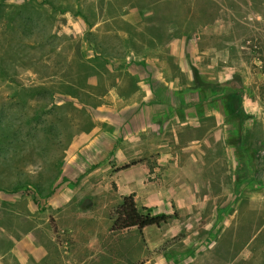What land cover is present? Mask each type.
Instances as JSON below:
<instances>
[{"label": "rangeland", "instance_id": "rangeland-1", "mask_svg": "<svg viewBox=\"0 0 264 264\" xmlns=\"http://www.w3.org/2000/svg\"><path fill=\"white\" fill-rule=\"evenodd\" d=\"M113 1L0 0V220L38 264H264V0ZM131 194L169 221L113 231Z\"/></svg>", "mask_w": 264, "mask_h": 264}, {"label": "crops", "instance_id": "crops-1", "mask_svg": "<svg viewBox=\"0 0 264 264\" xmlns=\"http://www.w3.org/2000/svg\"><path fill=\"white\" fill-rule=\"evenodd\" d=\"M110 3L117 6L116 5L117 1L110 0ZM151 4H152V7L154 8V6L157 4V2H155L154 4L153 3H151ZM119 7L121 9V11L119 12L120 14L118 13L116 16L111 17L108 21L115 22L117 19H119V20L124 21V22L129 21L130 23H128V24L139 25L138 21H140V20H138V18L133 19V15H135L137 12L139 13L140 12L139 9L144 8L143 6L133 5V4H131V2H129V3H123ZM140 32H142V30ZM122 35L128 36V34L124 33V32L122 33ZM171 43H169V45ZM130 54H132L133 56L137 55V53L134 52L133 50H130L129 55ZM133 64H135V63H133ZM141 65H142V63H141ZM135 66L138 67L137 64H135ZM142 68L145 69L146 67H142ZM131 73H132V75H138L139 76V78H138L139 82L138 83L141 84V81L143 80V78H142V75L140 74V72L132 71ZM201 97H199L198 99H200ZM144 99L146 100L147 98H144ZM189 101L195 102V99H192ZM171 103L176 104L175 102H171ZM209 115H212V114L208 113V112H206L205 115L201 114V115H199V120H202ZM214 115H216V120H217L218 119V113L215 112ZM190 120L193 121L194 118L189 119V121ZM191 125L194 126V127L190 126L191 128L197 129V127L201 126V123H198V124L193 123ZM199 143H201V144L207 143V145H209V140H202V139L193 137V140L191 142L190 138H189V153H191V152L207 153L201 145H198ZM189 166H190V164H189ZM131 167H133V166H131ZM25 203H26V205H25L26 210H30L33 212L34 209L37 208L34 200H32L31 198L27 197L25 200ZM11 211H13V213L15 214L16 217L24 215L21 213V211H18V210H11ZM26 218L30 219L28 216H26ZM14 223L15 222L12 220H8V221L0 220V264H7V262L5 260V258L7 256H11L12 258H14L15 261L17 262V264H38L40 262L41 258L43 257L42 256L43 254H42V246H40L39 245L40 243L37 242V237L34 233L36 228L35 227H29V228L26 227L23 229L21 227L22 228L21 229L17 223H15V225H14ZM3 243H7V245L5 247H3L2 246ZM230 264H253V263H251V261H249L245 257H242V254H239L236 257V259H234Z\"/></svg>", "mask_w": 264, "mask_h": 264}, {"label": "trees", "instance_id": "trees-1", "mask_svg": "<svg viewBox=\"0 0 264 264\" xmlns=\"http://www.w3.org/2000/svg\"><path fill=\"white\" fill-rule=\"evenodd\" d=\"M194 81L197 86L205 87L206 83L201 80V76L198 71L194 70ZM225 85H222L224 87ZM214 94V93H213ZM237 96L238 93H236ZM138 162H131L123 167V169L130 168L136 165ZM170 217L166 214L153 215L150 210L143 211L139 208L135 195L131 194L125 196L122 204L116 209L115 215L113 217V231H123L132 228H137L139 230H144L148 227L161 226L169 221Z\"/></svg>", "mask_w": 264, "mask_h": 264}]
</instances>
